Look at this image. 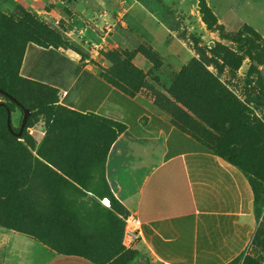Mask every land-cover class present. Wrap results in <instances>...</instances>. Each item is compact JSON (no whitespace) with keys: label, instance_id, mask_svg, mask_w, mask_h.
<instances>
[{"label":"crops","instance_id":"1","mask_svg":"<svg viewBox=\"0 0 264 264\" xmlns=\"http://www.w3.org/2000/svg\"><path fill=\"white\" fill-rule=\"evenodd\" d=\"M161 1L172 10L187 3ZM251 1L264 7V0ZM65 5L63 14L57 15L63 9L57 3L49 11L39 5V13L48 20L62 18L64 28L57 26L80 45L84 56L29 43L20 74L55 87L60 103L72 110L126 125L110 149L106 178L128 214L143 223L131 248L141 256L133 264H242L258 226L247 176L175 126L146 96H129L108 83L100 73L108 65L91 61L103 43L124 50L148 45L167 65L181 68L194 56L188 44V12L182 9L175 15L176 31L142 0H66ZM256 29L264 37V30ZM201 30L206 31L204 25ZM133 62L145 71L152 66L141 54ZM67 87L76 97L68 102ZM0 229V264H9L17 255L14 247L23 243L17 234L36 252L27 264H93L80 256L57 254L29 235Z\"/></svg>","mask_w":264,"mask_h":264},{"label":"rangeland","instance_id":"2","mask_svg":"<svg viewBox=\"0 0 264 264\" xmlns=\"http://www.w3.org/2000/svg\"><path fill=\"white\" fill-rule=\"evenodd\" d=\"M65 1L0 0V13L16 19L21 17L22 10L30 13L61 37L63 48L84 56L80 45L58 27L64 28L62 18L57 16L55 21L48 20L39 13V5L49 11L57 3L63 5L57 15L63 14L67 8ZM242 1L245 0H206L214 18V25L218 26L210 30L200 12L199 0H187L186 6H178L173 10L161 0H142L150 11L176 31L178 27L174 21L175 15L182 12V9L188 12L192 23V35L189 38L191 43L189 41L188 44L194 50V56L185 65L193 60L190 67L193 76L189 77L185 71L180 75L183 66L179 69L171 67L159 54L160 62L157 67L151 66L146 71L142 69L145 79L133 82L134 85L130 88L136 93L135 96L143 94L152 101L156 109L171 120L174 117L178 124L196 135L212 143L229 138L244 146L245 153L254 166V178L261 195L259 214L256 215L257 231L242 264H264V44H250L254 38L249 37L248 33H243L244 29L250 26L264 39L256 29L260 27L264 30V11H261L264 7L251 0L244 4ZM203 25L206 31L201 30ZM244 37H248V41L244 40ZM184 38L188 41L185 36ZM105 44L97 48L98 54L91 60L95 65H108L106 68L101 67L100 73L103 74L104 70L112 65L128 70L129 59L125 52L134 49L110 48ZM144 46L156 52L152 47ZM94 48L96 49L95 46ZM133 75L135 81L139 80L137 72ZM66 90L69 92L66 102L76 99L74 91L68 87ZM57 96L60 100L59 93ZM0 101L4 99L0 97ZM21 120L22 112L15 108L11 113L12 126L18 129ZM67 126L58 127L48 114L37 115L27 129L36 142L34 156H38V148L49 133L51 141L45 144L43 153L56 163H63V159L67 157L66 153L76 144L72 128ZM89 133V130L83 129L78 142L83 148V156L91 154L89 157H94L86 143ZM101 158V155L95 156L93 162L86 166V180L90 190L66 184L57 168L51 166L55 171L52 173L40 165L38 176L29 189L30 195L26 196L25 201L32 208H28L29 213L23 215L24 222L19 224L16 219L6 218L12 203L11 199L4 197L0 199V221L21 227L32 235H56L63 232L71 244L76 243V236H91L96 240L94 244L108 249L110 244L117 243L126 215L119 201L112 202L110 190L105 182L106 163L103 164ZM51 217H54V220ZM16 236L22 239L23 243L15 245L17 255L9 264H27L28 257L34 256L36 252L26 245L25 241L28 240L25 236ZM36 264L42 263L39 261Z\"/></svg>","mask_w":264,"mask_h":264},{"label":"trees","instance_id":"3","mask_svg":"<svg viewBox=\"0 0 264 264\" xmlns=\"http://www.w3.org/2000/svg\"><path fill=\"white\" fill-rule=\"evenodd\" d=\"M199 8L208 29L217 28L218 26L214 25V18H212L210 9L207 7L206 0H199ZM243 33H248L250 34L249 37L255 39H252L253 41L250 44H264V39L259 37L252 27L247 26ZM239 35H242V33H239ZM244 40L248 41V37H244ZM29 43L45 48H60L63 42L57 33L24 10L21 11L19 19L0 13V89L11 94L24 108L31 111L22 136L20 138L14 136L8 129V113H12L15 108H19L22 112L23 120L24 111L15 102L0 93V97L4 99V101H0V104H5L4 106L0 105V199L3 197L11 199L12 206L9 209V213L6 214V218L16 219L20 222L19 224L25 220L23 215L29 213L27 209L31 206L25 200L26 196L30 195L29 189L38 176L40 165L52 173L55 172L53 167L57 168L66 184L78 186L79 189L90 190L86 180V166L93 162L95 156L99 155L102 156L101 160L105 164L111 147L120 134L126 131V125L121 122L93 113H81L62 105L57 96L58 90L55 87L22 77L20 70L26 47ZM125 53H127L129 59L128 70L124 67L118 69L112 65L105 69L102 75L108 83L122 90L127 95L135 97L136 93L131 91L130 86L134 85L133 82L143 81L145 75L142 69L133 64V59L138 54H141L152 64L153 68L157 67L160 62L159 54L145 48L144 45H140L133 51H126ZM192 61L183 66L180 75L185 71L191 77L192 69L190 67ZM134 72H137V76L140 77L139 80H134ZM42 113L48 114L58 127L63 128L68 125L72 128L73 139L76 144L68 153L61 151L67 154V157L63 159L65 160L63 163L58 164L49 157H45L43 153L45 144L51 141L49 133H47L38 148V156L33 154L36 142L28 134L27 129L34 122L36 116ZM63 115H66V117H63ZM171 121L182 131L197 139L207 151L236 166L247 176L254 191L256 214H259V196L261 191L254 178V166L247 157L244 146L229 138H225L218 143H212L178 124L174 117ZM20 127L18 129L13 127V129L18 132ZM83 129H87L90 132L86 143L89 151L93 152L94 157H89L92 156L91 154L83 156V148L79 146V136ZM40 158L48 163H44ZM105 182L110 190L112 202L117 200L110 189L106 177ZM123 208L127 217L129 214L124 206ZM51 219L54 220V217H51ZM0 225L31 236L57 254L80 256L93 264H133L141 256L138 251L126 249L123 245L125 221L121 227L117 243L110 244L107 247L108 249H103L100 244H94L96 240H93L91 236H76V243L71 244L63 232L56 235L53 233L32 235L28 231H23L21 227H15L13 224L4 221H0ZM105 254L108 256L106 257Z\"/></svg>","mask_w":264,"mask_h":264},{"label":"built area","instance_id":"4","mask_svg":"<svg viewBox=\"0 0 264 264\" xmlns=\"http://www.w3.org/2000/svg\"><path fill=\"white\" fill-rule=\"evenodd\" d=\"M143 223L135 215H128L125 218V229L123 234V245L131 249L141 235Z\"/></svg>","mask_w":264,"mask_h":264},{"label":"water","instance_id":"5","mask_svg":"<svg viewBox=\"0 0 264 264\" xmlns=\"http://www.w3.org/2000/svg\"><path fill=\"white\" fill-rule=\"evenodd\" d=\"M0 93L3 94L4 96L8 97L11 101L15 102L17 105H19L21 107V109L24 111V117L21 123V127L19 129L18 132H16L13 127H12V121H11V113H8V120H7V125H8V129L10 131L11 134H13L14 136L20 138L22 136L23 130L25 129L27 120L31 114V111L27 108H24L22 106V104L15 98L13 97L11 94L5 92L4 90L0 89ZM2 106H4L5 104H0Z\"/></svg>","mask_w":264,"mask_h":264},{"label":"bare ground","instance_id":"6","mask_svg":"<svg viewBox=\"0 0 264 264\" xmlns=\"http://www.w3.org/2000/svg\"><path fill=\"white\" fill-rule=\"evenodd\" d=\"M108 202V201H107Z\"/></svg>","mask_w":264,"mask_h":264}]
</instances>
